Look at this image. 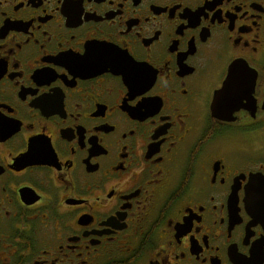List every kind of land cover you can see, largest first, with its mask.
Returning a JSON list of instances; mask_svg holds the SVG:
<instances>
[{"label": "flooded vegetation", "instance_id": "af4514ba", "mask_svg": "<svg viewBox=\"0 0 264 264\" xmlns=\"http://www.w3.org/2000/svg\"><path fill=\"white\" fill-rule=\"evenodd\" d=\"M0 264H264V0H0Z\"/></svg>", "mask_w": 264, "mask_h": 264}]
</instances>
